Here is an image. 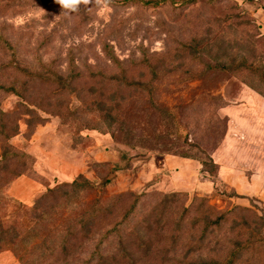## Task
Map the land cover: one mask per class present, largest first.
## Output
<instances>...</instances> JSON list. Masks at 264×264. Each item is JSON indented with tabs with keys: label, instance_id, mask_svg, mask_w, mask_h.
I'll list each match as a JSON object with an SVG mask.
<instances>
[{
	"label": "rangeland",
	"instance_id": "obj_1",
	"mask_svg": "<svg viewBox=\"0 0 264 264\" xmlns=\"http://www.w3.org/2000/svg\"><path fill=\"white\" fill-rule=\"evenodd\" d=\"M0 26L10 41L6 50L0 48V63L19 59L69 70L73 77L83 73L74 92L58 94L35 86L15 68L0 70L8 87L0 90L6 131L18 122L15 134L0 137V160L2 144L28 155L0 163V222L10 229L0 243V264H124L106 254L116 248L117 236L95 254L99 234L66 250L59 245L64 232L57 230L94 205L113 204L104 212L107 229L132 205L133 198L116 200L127 191L145 195L124 234L165 193L186 194L166 212L183 219L187 244L171 246L156 228L157 247L140 251L138 264L190 259L187 245L201 235L211 213L200 199L223 211L250 208L207 240L213 245L223 239L216 246L221 254L241 242L238 264H264L263 200L236 192L219 173L224 161L249 174L254 161H264V82L255 71L264 63V0H198L191 6L185 0L159 6L113 2L108 10L82 8L70 16L55 0H0ZM105 45L120 63L106 57ZM241 61L252 66L238 68ZM12 84L19 95L9 90ZM79 175L95 189L74 199L72 210L65 205L64 214L59 208L37 224L29 214L35 200ZM192 202L191 212H184L183 205ZM209 245L196 249L209 255Z\"/></svg>",
	"mask_w": 264,
	"mask_h": 264
},
{
	"label": "trees",
	"instance_id": "obj_2",
	"mask_svg": "<svg viewBox=\"0 0 264 264\" xmlns=\"http://www.w3.org/2000/svg\"><path fill=\"white\" fill-rule=\"evenodd\" d=\"M166 0H112V3H140L145 6H159ZM198 0H185L188 6L195 4ZM208 2H216L219 0H207ZM5 27L0 26V48L1 50H6L9 44V40L5 35ZM10 45V44H9ZM103 51L106 57L113 63H120V59L114 54V52L110 49V46H103ZM242 65L238 68H244L252 65H247V61H241ZM233 61L228 64L232 65ZM24 66L21 69L20 66ZM210 66V65H208ZM212 66V65H211ZM5 68H15L17 69L21 75H23L27 81L32 82L35 86H46L47 88L59 93H72L74 92L73 88L76 83L80 80V77L83 76V73H80L79 76L73 77L71 72L68 70L66 72H62L60 69H48L46 67H38L35 65H31L26 63L25 61L17 60L16 63L8 61L0 63V70ZM259 71L261 81L264 82V63L260 66H257L255 71ZM126 71V70H124ZM123 71V72H124ZM115 80V75L111 74L108 76V81L113 82ZM5 84L0 81V90H5ZM12 92L19 95V90L17 89L15 84H12L10 89ZM27 105L30 107L37 106L31 101H25ZM30 112H34V109H28ZM6 116L7 113L0 110V137L9 139L12 134H15L18 128V122L12 128V132H8L7 124H6ZM42 118V117H39ZM29 124V122H27ZM28 155L24 152H17L13 149L12 146L2 144V153L0 163H6L11 160H22V158L27 157ZM18 158V159H17ZM23 165L25 161H22ZM205 165V163H204ZM3 167L7 169V164H3ZM21 172H15L13 176H18ZM22 174V173H21ZM5 175V182H8V178ZM95 184L89 179L85 178L83 175H79L71 182H63L54 187L47 188V190L35 200L32 207L29 209V214L32 218L35 219L37 224L45 222L46 219L49 218L52 211L57 212L59 208H63V214L66 206H69L72 210V206L74 207L77 201L74 199L81 196L83 193L92 192L95 189ZM144 193H134L133 191L122 192L116 196V200H129L133 198L132 205L123 213L122 219L116 221L110 227H106L104 225V212L106 210H111L112 205L107 207H98L94 205V207L90 210H86L84 212L79 213L73 218H69L68 222H63L60 228V232L63 233V239L60 244L62 249H68L69 247L77 244L82 241H86L92 239L96 234H99L100 238L95 247V254L101 249L102 244L107 241L110 242V239L117 236L116 248L110 249L107 251V256L110 259L120 260L122 263L138 264L141 260L138 257V253L142 251L143 253H149L151 250L157 247V241L155 234H152L156 231V228L159 230L161 228V232H159V237L161 239L166 240L168 244L171 246H185L186 238H183V234L185 233L183 228V219L179 217H174L171 213L166 212L167 208L170 207L171 202L174 200H178L180 197L186 195L182 192H170L165 193L162 198L156 203L150 210H148L143 217L137 220V223L134 226L130 227L126 234L123 233L124 226L127 220H129L137 210L142 198L144 197ZM73 200V202H72ZM97 202L101 201L100 196L95 199ZM202 206L207 204V207L210 209L211 213L207 214L203 223L204 229L201 232V235L195 238L192 244L187 245V249L190 251L188 256L190 259L185 261V264H238V259L240 258L241 251L243 249V243L240 242V247H236L235 245H229V249L225 254H221L220 250H217L216 246L223 239H215L214 244L210 243L207 240V234H213L215 232L217 234L224 225L228 222V220L233 218V220L237 221L238 214H241L240 211L247 210L250 211L248 207H239L236 206L232 209L228 210H219L214 206L208 204L206 199H200ZM66 205V206H65ZM193 207V202L188 205H183V211L186 213H190ZM57 210V211H56ZM160 211V212H159ZM256 215V214H255ZM257 216V215H256ZM69 217V215H68ZM235 221V222H236ZM169 225H176L177 228L169 229ZM179 225V226H178ZM59 227V226H58ZM57 229V228H56ZM219 229V230H217ZM154 231V232H153ZM10 229L6 228L0 222V243L4 240V235H9ZM237 237V236H236ZM187 244V243H186ZM211 244L212 247L211 253L203 254L201 250L205 247L204 245ZM236 244V242H235ZM203 245L202 249L199 251L196 249V246ZM210 246V245H209ZM216 248V249H215ZM220 249V248H219ZM99 253V252H98ZM103 256V253L101 254ZM117 255V257H116Z\"/></svg>",
	"mask_w": 264,
	"mask_h": 264
},
{
	"label": "crops",
	"instance_id": "obj_3",
	"mask_svg": "<svg viewBox=\"0 0 264 264\" xmlns=\"http://www.w3.org/2000/svg\"><path fill=\"white\" fill-rule=\"evenodd\" d=\"M253 164L256 167L255 171L249 174L244 167L231 161H224L221 163L219 173L236 192L247 196H258L264 203V161L256 160Z\"/></svg>",
	"mask_w": 264,
	"mask_h": 264
},
{
	"label": "clouds",
	"instance_id": "obj_4",
	"mask_svg": "<svg viewBox=\"0 0 264 264\" xmlns=\"http://www.w3.org/2000/svg\"><path fill=\"white\" fill-rule=\"evenodd\" d=\"M60 6L62 13L70 16L72 13L84 10H91L92 7H99L102 10H108L112 0H55Z\"/></svg>",
	"mask_w": 264,
	"mask_h": 264
}]
</instances>
